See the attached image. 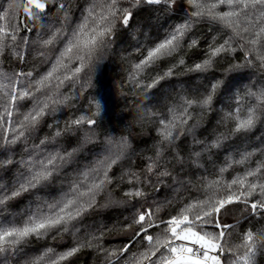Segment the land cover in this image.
Listing matches in <instances>:
<instances>
[{"label":"snow or ice","instance_id":"snow-or-ice-1","mask_svg":"<svg viewBox=\"0 0 264 264\" xmlns=\"http://www.w3.org/2000/svg\"><path fill=\"white\" fill-rule=\"evenodd\" d=\"M142 4L172 12L177 0H84L83 4L77 0H9L0 9V264H70L86 249L103 257V264H256L258 252H264V228L243 227L253 219L264 220V161L253 162L260 149L245 148L230 155L215 179L201 176L197 184L173 175L165 159L171 153L183 165L177 142L191 136L193 148L199 150L190 153L189 161L201 167L205 154L252 133L264 122V84L253 81L235 96V106L217 122L224 131L208 142L197 136L201 127L197 117L212 110L222 81L192 96H180L166 113L141 108L137 123L151 120L156 125L154 155L145 157L139 171L129 169L115 175L114 169L132 149V140L117 132L102 135L98 131L111 110V97L97 70L113 45L117 25L128 27L133 9ZM187 4L191 11L182 22L151 46L137 49L138 62L131 63L127 72L132 90L147 98L151 89L173 77L177 69L209 72L218 58H235L237 52L243 53V63L230 65L227 72L247 69L264 77V0H187ZM203 19L220 26L222 40L213 37L204 58L191 67L179 56L163 75L145 81L144 74L160 61L176 58L185 44L189 49L199 46L198 40L187 37ZM30 52L44 71L5 70V60L24 64ZM93 89L88 98L86 94ZM82 97L87 99V108L79 115L63 127L59 120L46 124L47 117L62 109H75ZM45 124L51 132L39 138ZM67 135L78 136L82 144L100 145L98 154L90 164L70 173L56 195H42L55 177L75 163L78 149L69 150L61 142ZM234 166L243 171L225 180L224 174ZM6 176L10 177L7 181ZM120 185H126L124 199L113 195L114 187ZM186 185L198 195L178 208L174 199L160 201L145 191L178 193ZM25 196L32 198L14 211ZM129 205L134 214L120 226L128 239L118 248L105 246L109 229L85 224L99 208ZM166 206L175 214L161 215ZM234 209L239 216L229 221L226 215ZM65 236L72 238V245L64 250L46 247L35 256L26 252L34 240H63Z\"/></svg>","mask_w":264,"mask_h":264},{"label":"trees","instance_id":"trees-1","mask_svg":"<svg viewBox=\"0 0 264 264\" xmlns=\"http://www.w3.org/2000/svg\"><path fill=\"white\" fill-rule=\"evenodd\" d=\"M8 2L9 0H0V9L6 7ZM77 2L83 4L84 0H77ZM124 6H127V4ZM190 11L187 0H177L176 8L172 12L163 10L162 6L146 4L133 9V18L130 20L129 26L117 25L113 45L97 70L98 79L106 86V91L111 97V110L103 117L102 127L98 131L102 135L109 131L117 132V135H128L132 140V149L127 158L114 169L117 177L121 172L129 169L139 171L145 163V157L154 155V145L157 139L154 132L156 125L151 120H146L143 124L137 123L136 117L139 115L141 108L145 111L166 113L169 107L179 102L180 96H192L197 91L203 92L212 82L222 81L212 110L206 111L202 116L197 117L201 123V127L197 129V136L200 140L208 142L218 132L224 131L223 126L218 125L217 122L221 119L223 112L229 111L235 106V96L242 93L253 81L257 85L264 84V77H257L251 70L226 71L232 64L243 63V53L237 52L235 58L232 56L218 58L213 70L209 72L196 73L186 72L183 68L177 69L173 77L165 78L155 88L151 89L146 94L147 98H145L143 92L132 90L127 84V72L131 63L138 62L140 53L137 52V49L146 48L155 41L162 39L166 32L175 24L182 22L186 18V13ZM76 14L78 15V12ZM51 16L55 19V13H52ZM213 37H216L218 42L222 40L223 33L220 26L207 19L201 20L194 25L187 37L189 41L192 39L198 40L199 46L189 49L185 44V47L176 58L160 61L154 69L144 74L143 79L149 81L153 76L163 75L179 56L184 57L188 67L200 62L204 58V52L207 45L212 42ZM3 66L7 71L23 70L27 72L34 70V68L38 72L45 70L40 65L39 59L35 58L34 52H30L26 56L24 64H19L15 59L9 58L4 61ZM38 72L34 74H38ZM94 91L95 89L86 94L88 98H91ZM86 108L87 99L82 97L75 109H62L60 113L47 117L46 124L59 120L60 126L63 127L66 121L73 118L74 115H79L80 111ZM46 124L41 127L39 138L50 134L51 130L47 128ZM61 142L69 150L73 147L78 149L75 163L71 168L66 169L62 175L55 177L52 184L41 193L42 195H56L61 182L65 181L75 169L90 164L96 158L100 149V145L97 144H82L78 136L67 135ZM245 148L249 150L252 148L260 149L261 151H258L256 156L253 157V162L257 160L264 161V154H262L264 153V122L259 123L256 129L247 136H237L227 142L223 148L213 150L211 155L205 154L201 158V167H195L189 161L190 153L193 150H199L193 148L191 136L181 137V140L177 142V151L184 157L183 165L171 153L167 154L165 159L170 161L168 167L173 175H178L181 179H190L193 184H197L198 178L201 176L215 179L218 168L224 166L227 158L230 155H236L238 151ZM242 171L243 169L240 166H234L224 174V178L230 180ZM4 179L7 181L10 177L6 176ZM125 187L126 185L114 187L113 195L116 199H124L122 191ZM145 191L149 193V196H156L157 200L160 201L174 199L177 208L198 195L194 188L189 185L183 187L178 193L172 192L170 189H165L159 194L151 188H146ZM31 198V196L21 198L14 211L24 208ZM99 202L103 204V198ZM149 203H151V200H149ZM134 211L130 205L99 208L86 218L85 224L90 227L109 229L104 238L105 246L118 248L126 243L128 239L127 234L120 231V226L130 221ZM164 213L175 214V211L171 206H166L161 215H164ZM235 216H239V212L234 209L226 215V219L231 221ZM243 227H253L254 230H259L264 228V220L253 219L251 223H246ZM71 245L72 238L70 236L55 241L49 237L38 241L34 240L30 247L26 249V252L28 256H35L46 247H56L60 251ZM70 264H103V257L99 256L94 250L86 249L74 256ZM256 264H264V252H258Z\"/></svg>","mask_w":264,"mask_h":264}]
</instances>
